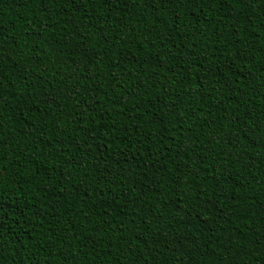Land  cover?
<instances>
[{
    "label": "trees",
    "instance_id": "obj_1",
    "mask_svg": "<svg viewBox=\"0 0 264 264\" xmlns=\"http://www.w3.org/2000/svg\"><path fill=\"white\" fill-rule=\"evenodd\" d=\"M0 264H264V0H0Z\"/></svg>",
    "mask_w": 264,
    "mask_h": 264
}]
</instances>
